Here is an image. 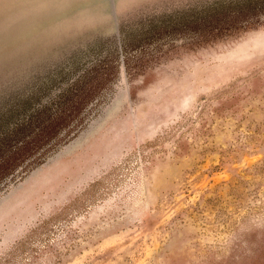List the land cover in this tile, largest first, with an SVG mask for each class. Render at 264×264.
<instances>
[{
	"label": "rangeland",
	"instance_id": "obj_1",
	"mask_svg": "<svg viewBox=\"0 0 264 264\" xmlns=\"http://www.w3.org/2000/svg\"><path fill=\"white\" fill-rule=\"evenodd\" d=\"M0 264H264V0H0Z\"/></svg>",
	"mask_w": 264,
	"mask_h": 264
},
{
	"label": "bare ground",
	"instance_id": "obj_2",
	"mask_svg": "<svg viewBox=\"0 0 264 264\" xmlns=\"http://www.w3.org/2000/svg\"><path fill=\"white\" fill-rule=\"evenodd\" d=\"M101 2V1H100ZM108 2V1H107ZM112 2H113V0H112ZM110 7V6H109ZM113 8V7H112Z\"/></svg>",
	"mask_w": 264,
	"mask_h": 264
}]
</instances>
